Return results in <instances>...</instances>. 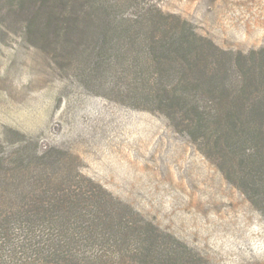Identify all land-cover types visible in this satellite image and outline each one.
Instances as JSON below:
<instances>
[{"label":"trees","instance_id":"obj_1","mask_svg":"<svg viewBox=\"0 0 264 264\" xmlns=\"http://www.w3.org/2000/svg\"><path fill=\"white\" fill-rule=\"evenodd\" d=\"M11 4L24 43L54 60L96 26L93 71L124 57L127 91L189 134L264 215V49H225L155 5L121 15L119 0ZM78 163L56 145L0 140V264H210Z\"/></svg>","mask_w":264,"mask_h":264},{"label":"rangeland","instance_id":"obj_2","mask_svg":"<svg viewBox=\"0 0 264 264\" xmlns=\"http://www.w3.org/2000/svg\"><path fill=\"white\" fill-rule=\"evenodd\" d=\"M12 1L0 0V140L33 139L77 155L86 175L210 264H264V215L243 190L175 122L127 91L124 57L93 71L96 26L54 60L24 43ZM119 1L121 15L155 5L225 49H264V0Z\"/></svg>","mask_w":264,"mask_h":264}]
</instances>
